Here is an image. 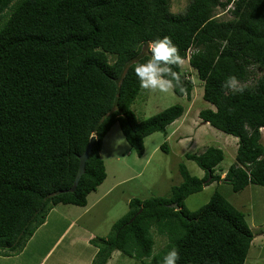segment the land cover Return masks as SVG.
I'll return each instance as SVG.
<instances>
[{
	"label": "trees",
	"instance_id": "16d2710c",
	"mask_svg": "<svg viewBox=\"0 0 264 264\" xmlns=\"http://www.w3.org/2000/svg\"><path fill=\"white\" fill-rule=\"evenodd\" d=\"M217 8L231 18L217 20ZM165 36L188 63L179 69L184 90L174 94L190 97L194 71L213 106L198 117L237 139L234 162L220 178L222 150L185 154L204 176L181 164L182 181L167 198L131 200L95 264L115 250L162 264L172 247L177 264L245 263L253 234L244 214L217 192L194 212L184 201L213 182L234 193L264 187V0H190L182 14L171 13L169 0H0V257L20 254L52 207L86 206L106 179L100 151L114 124L141 157L146 137L183 116L181 105L140 121L131 111L141 90L134 67L150 58L144 45ZM230 75L247 85L242 94L222 89ZM91 136L95 146L70 192ZM155 235L165 239L159 250Z\"/></svg>",
	"mask_w": 264,
	"mask_h": 264
},
{
	"label": "rangeland",
	"instance_id": "374dc122",
	"mask_svg": "<svg viewBox=\"0 0 264 264\" xmlns=\"http://www.w3.org/2000/svg\"><path fill=\"white\" fill-rule=\"evenodd\" d=\"M225 1V0H222ZM190 0H169L170 11L182 14ZM219 21L231 16L221 8L214 11ZM184 61L183 66H187ZM195 78L190 97H178L173 90L168 93L140 90L131 105L138 121L174 106L184 107V114L166 128L165 133H154L144 139V153L137 156L123 136L119 124H114L103 138L100 157L103 160L106 179L86 197V206L58 204L52 207L44 226L36 230V237L23 251L10 257H0V264H95L101 240L107 241L115 234L113 226L129 211L133 199L167 198L172 186L181 183L179 165L183 164L191 176L202 178L204 171L185 154L201 155L209 147L222 150L223 161L216 167V174L225 177L234 162L237 139L217 131L202 122L198 114L213 106L202 99L203 84ZM255 77L262 72L254 70ZM250 78L248 84L253 83ZM261 143L264 144V129ZM165 144L166 149L161 146ZM219 193L234 208L244 214L253 239L244 264H264V187L249 185L234 193L223 181L203 187L184 201L186 208L194 212L206 204L211 196ZM155 250L165 239L155 235ZM106 264H141L121 251H113Z\"/></svg>",
	"mask_w": 264,
	"mask_h": 264
},
{
	"label": "clouds",
	"instance_id": "9594fccd",
	"mask_svg": "<svg viewBox=\"0 0 264 264\" xmlns=\"http://www.w3.org/2000/svg\"><path fill=\"white\" fill-rule=\"evenodd\" d=\"M145 52L150 58L144 63L136 64L134 67V74L139 88L143 91L160 93H168L177 88L183 91L179 69L187 60L181 57L178 47L171 38L165 36L149 41L145 46ZM221 87L226 94L228 92L242 94L247 85L236 76L230 75ZM179 259L178 249L172 247L163 256L162 264H177Z\"/></svg>",
	"mask_w": 264,
	"mask_h": 264
},
{
	"label": "water",
	"instance_id": "95a60500",
	"mask_svg": "<svg viewBox=\"0 0 264 264\" xmlns=\"http://www.w3.org/2000/svg\"><path fill=\"white\" fill-rule=\"evenodd\" d=\"M146 44L144 45V49H145ZM95 141H96V137L91 136L89 143L85 147V150L83 151V153L81 155L78 156V160H79L78 169H77L74 181H73V185L69 189L70 192L74 191V189L77 186L81 176L84 174L85 164H86L87 159L89 158V156L92 153V150L95 146ZM173 207H176V205L174 204Z\"/></svg>",
	"mask_w": 264,
	"mask_h": 264
},
{
	"label": "crops",
	"instance_id": "0c3cea01",
	"mask_svg": "<svg viewBox=\"0 0 264 264\" xmlns=\"http://www.w3.org/2000/svg\"><path fill=\"white\" fill-rule=\"evenodd\" d=\"M45 224H46V222H44V224H43L42 226H44ZM40 227H41V226H40ZM40 227H39V228H40ZM35 234H36V232L34 233V235L32 236V238L30 239V241H31L32 239H34V236L36 237V235L38 234V232H37L36 235H35Z\"/></svg>",
	"mask_w": 264,
	"mask_h": 264
}]
</instances>
